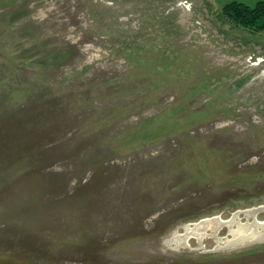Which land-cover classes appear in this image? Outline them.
Here are the masks:
<instances>
[{"label":"rangeland","instance_id":"rangeland-1","mask_svg":"<svg viewBox=\"0 0 264 264\" xmlns=\"http://www.w3.org/2000/svg\"><path fill=\"white\" fill-rule=\"evenodd\" d=\"M232 1L261 0H0V264H264V32ZM235 215L259 234L173 240Z\"/></svg>","mask_w":264,"mask_h":264},{"label":"trees","instance_id":"trees-1","mask_svg":"<svg viewBox=\"0 0 264 264\" xmlns=\"http://www.w3.org/2000/svg\"><path fill=\"white\" fill-rule=\"evenodd\" d=\"M222 16L227 19L229 22L234 24L235 26L246 30L250 33H262L264 32V0L258 1L254 4V6H248L245 3L232 1L226 5H224L221 9ZM43 103H40L42 105ZM39 121H35V129L42 123L45 118L42 113V109L39 111ZM4 123H0V130H2V126ZM37 126V127H36ZM46 126V123H42L39 127L43 130ZM23 128V127H22ZM24 133H17L10 131V138L6 142L8 145H14L18 140L22 139ZM23 136V137H22ZM5 137V136H3ZM2 137V138H3ZM25 145L28 144L27 137L23 138ZM3 143V145H5Z\"/></svg>","mask_w":264,"mask_h":264},{"label":"bare ground","instance_id":"bare-ground-1","mask_svg":"<svg viewBox=\"0 0 264 264\" xmlns=\"http://www.w3.org/2000/svg\"><path fill=\"white\" fill-rule=\"evenodd\" d=\"M254 213V212H253ZM252 212H248L247 215H253ZM200 222V221H199ZM264 225H262L263 227ZM202 227V230H205L207 228L213 230L214 236L217 234V232L221 229V227H227L229 228V233L232 236V242H244L247 240L254 239L256 235L259 234V232H256L259 227H261V224L259 223H253V224H241L239 222L237 215L232 217L229 220H222L219 217L212 218V219H206L201 221L200 223L197 224H192V225H187L184 227V234L178 235L175 233L173 240L174 241H179L180 239L187 240L191 237H195L198 241L204 240L206 234L204 232H198V229ZM236 227V229L234 228ZM201 230V231H202ZM172 239V238H171Z\"/></svg>","mask_w":264,"mask_h":264}]
</instances>
